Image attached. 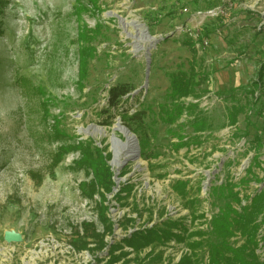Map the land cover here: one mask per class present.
Listing matches in <instances>:
<instances>
[{
  "label": "rangeland",
  "instance_id": "obj_1",
  "mask_svg": "<svg viewBox=\"0 0 264 264\" xmlns=\"http://www.w3.org/2000/svg\"><path fill=\"white\" fill-rule=\"evenodd\" d=\"M0 26V264H208L211 222L231 201L254 221L227 242L249 243L264 264V0H0ZM191 63L209 92L181 99L199 110L170 124V74ZM120 83L134 90L110 107ZM234 105L244 111L231 125ZM124 110L145 113L137 133ZM200 114L211 131L194 132ZM117 123L137 139L132 158L113 143ZM88 163L112 174L105 199ZM226 182L239 201L214 191ZM169 218L188 230L139 251L124 242Z\"/></svg>",
  "mask_w": 264,
  "mask_h": 264
},
{
  "label": "trees",
  "instance_id": "obj_2",
  "mask_svg": "<svg viewBox=\"0 0 264 264\" xmlns=\"http://www.w3.org/2000/svg\"><path fill=\"white\" fill-rule=\"evenodd\" d=\"M2 33V28L0 26V34ZM85 35L88 38L87 34L80 33L79 37H81L82 41L85 40L88 41L85 37ZM185 45H189L190 48L193 51H197L196 44L194 40L189 39L183 42ZM94 47L91 45L83 46L82 48V60L87 61L89 57H91V53L89 54L88 51L90 49H93ZM197 52L195 53L196 56ZM193 62V61H192ZM85 73V70H81V74L83 75ZM206 73H200L197 71L196 65L194 63H191L189 71H177L170 74V99L171 104L173 106V110L169 112V115H167V118L165 120L172 124L176 122L179 117L181 116V112L187 111L188 118L189 116H193L195 114L196 110H199V102L198 103H182L179 102L181 99H185L189 96H195L198 93H206L209 92L207 89H202L200 92L198 90V87L201 86L204 82H209L206 78ZM197 77V78H196ZM261 76L259 77L261 79ZM209 88V87H208ZM261 86H259V89ZM134 90V87L127 83H120L116 85H112L108 90V96L107 101L108 105L110 107H118L120 102L123 100V98L131 93ZM244 108L241 105H234L231 106L230 113L228 115V122L231 125H235L238 122L239 115L243 113ZM121 122L126 125L131 131L136 132L139 131L138 126H144L143 120L144 115L143 111H135L133 113H130L127 110H124L123 112L119 113ZM205 115L200 114L199 116L194 115V119L192 120V117H190L191 123L194 124V132L198 134H202L205 131H208L212 128V124L208 123V121L204 117ZM193 121V122H192ZM143 132V131H142ZM142 139V148L146 149L149 144V139H147L146 134H140ZM195 137H200L195 136ZM201 139L198 141L200 142ZM142 154H144V157L146 159L152 158V156L147 154L146 151H142ZM89 167L92 168V171L96 174V182L95 185H98L102 188L103 192H101L102 196L105 199L104 192H110L112 190L113 182H112V174L109 172L108 169L104 170L105 163H100V166H94L93 163H88ZM94 183L93 181L90 182ZM222 189H217L218 187L214 188V191L217 193L219 192L218 196H223V198H231L234 201L238 200V193L234 190L235 185L231 182H226L224 186L222 185ZM225 187V188H224ZM220 188V187H219ZM177 190L180 192L181 195L185 198L189 194V190L187 189V182H181L177 186ZM227 190V194L224 196V191ZM193 201H190L192 203ZM246 208V207H244ZM106 206L102 208V215L105 217L106 226L105 230L110 231L112 229V224L110 222V219L107 218L105 214ZM251 209V208H249ZM249 214V213H248ZM253 218V217H252ZM254 220L251 219V217L248 215L246 217L245 211L238 212L235 207L233 201L226 203V205L219 209L217 215L212 220V235L215 239L214 242L208 243V246L210 248V254H209V261L208 264H259L257 263V255L255 254L254 247L251 254V245L248 243H244L241 245H233L229 244L227 242V239L230 237H233L234 231L239 230L240 232L243 230V226L245 229H249V225ZM86 229L88 230L89 227L92 228L93 233L91 235L88 234V237H96L97 235L100 236V234H96V229L94 224H87L85 225ZM175 227H179L184 233L188 230L187 225H185L181 221L172 220L171 218L161 221V223H155L151 227H146L144 229H138L133 231L129 236H126L123 240L124 242L132 247L135 250H141L143 248L157 245L160 242L163 243L167 240H170L173 237H177V235L174 234ZM183 233V234H184ZM205 233H199L198 235H204ZM182 239L183 236H178V239ZM203 243V241H197L191 247H198ZM86 244V243H82ZM256 248V247H255ZM155 251V248H153L149 254L153 253ZM115 260V259H114ZM176 264H192L191 259L185 255L183 258L178 261Z\"/></svg>",
  "mask_w": 264,
  "mask_h": 264
},
{
  "label": "bare ground",
  "instance_id": "obj_3",
  "mask_svg": "<svg viewBox=\"0 0 264 264\" xmlns=\"http://www.w3.org/2000/svg\"><path fill=\"white\" fill-rule=\"evenodd\" d=\"M147 40L150 41V48H154L157 42L155 37L153 38V37L148 36ZM113 130H114L113 133H120L124 136V139H122L120 136H117L116 134H114L115 136L113 138L114 139L113 143L120 146L122 151L124 150V153L128 158L134 157L138 151H137V139L135 138L133 133H131L129 130H127L125 127H123L119 123H117L113 127Z\"/></svg>",
  "mask_w": 264,
  "mask_h": 264
},
{
  "label": "water",
  "instance_id": "obj_4",
  "mask_svg": "<svg viewBox=\"0 0 264 264\" xmlns=\"http://www.w3.org/2000/svg\"><path fill=\"white\" fill-rule=\"evenodd\" d=\"M17 235H15L14 233H12V232H6V234H5V239L7 240V241H10V242H12V241H16L17 240Z\"/></svg>",
  "mask_w": 264,
  "mask_h": 264
},
{
  "label": "built area",
  "instance_id": "obj_5",
  "mask_svg": "<svg viewBox=\"0 0 264 264\" xmlns=\"http://www.w3.org/2000/svg\"><path fill=\"white\" fill-rule=\"evenodd\" d=\"M187 10H188L187 8L184 9V11H187ZM198 13H199V14H203L202 11H198ZM208 13H209V14H213V13H215V10H209ZM196 40H199V39H196ZM196 40H194V42H195V44H196V48H197V46H200V45H199V41H196Z\"/></svg>",
  "mask_w": 264,
  "mask_h": 264
}]
</instances>
